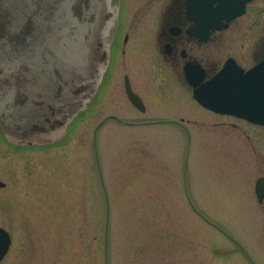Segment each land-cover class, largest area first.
<instances>
[{
	"label": "rangeland",
	"instance_id": "obj_1",
	"mask_svg": "<svg viewBox=\"0 0 264 264\" xmlns=\"http://www.w3.org/2000/svg\"><path fill=\"white\" fill-rule=\"evenodd\" d=\"M132 1L138 31L98 97L97 82L87 102L68 97L60 132L0 130V226L11 238L0 264H264V202L254 193L264 126L200 106L156 51L159 9ZM263 7L255 1L251 20ZM98 31L84 41L85 68L60 75L76 87L105 72ZM125 73L144 111L128 99Z\"/></svg>",
	"mask_w": 264,
	"mask_h": 264
},
{
	"label": "water",
	"instance_id": "obj_2",
	"mask_svg": "<svg viewBox=\"0 0 264 264\" xmlns=\"http://www.w3.org/2000/svg\"><path fill=\"white\" fill-rule=\"evenodd\" d=\"M109 13L108 0H0L1 131L42 136L33 132L38 125L49 131L45 134L50 130L61 131L66 124L68 97H75V105L87 102L98 79L86 80L88 84L76 87L69 78L60 75L66 70L76 72L79 67L85 68V56L92 51L84 41L94 40L99 29L101 38L97 37L93 50L105 51ZM102 57L108 60L107 55ZM36 70L47 79L45 84L40 74L35 77ZM186 77L194 88L193 98L203 107L264 125V61L246 72L235 64H227L220 74L202 85H198L200 79H196L193 71ZM28 85L36 90L33 97H47L50 101L28 98L31 92ZM125 90L130 102L142 110V102L131 90L127 78ZM4 185L0 181V187ZM255 193L261 201L264 177L257 179ZM9 245V234L0 227V260Z\"/></svg>",
	"mask_w": 264,
	"mask_h": 264
},
{
	"label": "flooded vegetation",
	"instance_id": "obj_3",
	"mask_svg": "<svg viewBox=\"0 0 264 264\" xmlns=\"http://www.w3.org/2000/svg\"><path fill=\"white\" fill-rule=\"evenodd\" d=\"M210 0H137V7L151 4L158 8L159 14L155 17V45L156 51L162 53L165 60L181 72L183 85L188 84L184 78L186 65L200 69L202 81L215 75L226 61H233L240 68L247 70L264 59V7L255 14L251 20L250 7L255 1L264 0H232L223 6L218 1ZM134 1L109 0L110 24L104 33L105 51L101 49V56L109 57L106 66L102 89L107 83L110 73V64L115 61L118 52L125 53L132 45L137 33L135 19L126 15ZM141 3V4H140ZM241 6L240 13H235ZM249 13V14H248ZM260 20V22H257ZM254 22H256L254 24ZM255 27V28H254ZM260 27L258 30H256ZM256 30V31H255ZM240 38V43H238ZM236 41V44H235ZM233 43L237 49L231 52ZM253 44L255 45L253 49ZM252 53H248V51ZM255 51V52H254ZM253 64L246 66L249 62ZM128 74L123 75L124 79ZM106 82V83H105ZM115 119V116H112ZM34 130L36 134L44 135L45 127L38 125ZM52 131V130H50ZM264 177V175H261ZM262 201L258 205H262ZM263 211V210H262ZM264 212V211H263Z\"/></svg>",
	"mask_w": 264,
	"mask_h": 264
},
{
	"label": "bare ground",
	"instance_id": "obj_4",
	"mask_svg": "<svg viewBox=\"0 0 264 264\" xmlns=\"http://www.w3.org/2000/svg\"><path fill=\"white\" fill-rule=\"evenodd\" d=\"M102 80H103V76H102L101 81H97L99 86H101V84H102Z\"/></svg>",
	"mask_w": 264,
	"mask_h": 264
}]
</instances>
